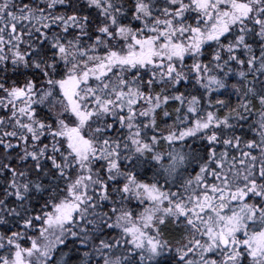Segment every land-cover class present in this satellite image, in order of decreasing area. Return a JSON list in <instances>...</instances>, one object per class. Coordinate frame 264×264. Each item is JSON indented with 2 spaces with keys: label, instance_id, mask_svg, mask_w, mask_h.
<instances>
[{
  "label": "snow or ice",
  "instance_id": "obj_1",
  "mask_svg": "<svg viewBox=\"0 0 264 264\" xmlns=\"http://www.w3.org/2000/svg\"><path fill=\"white\" fill-rule=\"evenodd\" d=\"M0 264H264V0H0Z\"/></svg>",
  "mask_w": 264,
  "mask_h": 264
}]
</instances>
